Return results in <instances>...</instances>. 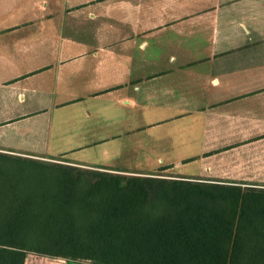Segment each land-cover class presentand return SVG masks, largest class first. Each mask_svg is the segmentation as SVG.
Masks as SVG:
<instances>
[{
    "label": "crops",
    "instance_id": "1",
    "mask_svg": "<svg viewBox=\"0 0 264 264\" xmlns=\"http://www.w3.org/2000/svg\"><path fill=\"white\" fill-rule=\"evenodd\" d=\"M0 154L264 189V0H0Z\"/></svg>",
    "mask_w": 264,
    "mask_h": 264
},
{
    "label": "trees",
    "instance_id": "2",
    "mask_svg": "<svg viewBox=\"0 0 264 264\" xmlns=\"http://www.w3.org/2000/svg\"><path fill=\"white\" fill-rule=\"evenodd\" d=\"M264 264V189L0 154V264Z\"/></svg>",
    "mask_w": 264,
    "mask_h": 264
},
{
    "label": "rangeland",
    "instance_id": "3",
    "mask_svg": "<svg viewBox=\"0 0 264 264\" xmlns=\"http://www.w3.org/2000/svg\"><path fill=\"white\" fill-rule=\"evenodd\" d=\"M62 160V159H61ZM39 162L44 163H50V164H61V165H70L71 167H79L82 169H88V170H97V171H106V172H113V173H121V174H128L116 170H121L114 167H94V166H78V165H71V164H64L62 161L56 159V160H36ZM125 168H137V164H128L124 165ZM142 167V165H139ZM163 170V169H161ZM158 170L155 173L156 174H162L163 171ZM131 175V174H128ZM24 264H97L96 262L88 259H76V258H60V257H51L45 254H40L37 252H27Z\"/></svg>",
    "mask_w": 264,
    "mask_h": 264
}]
</instances>
